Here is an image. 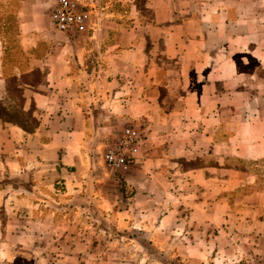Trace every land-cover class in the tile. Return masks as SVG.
Listing matches in <instances>:
<instances>
[{"label": "crops", "instance_id": "crops-1", "mask_svg": "<svg viewBox=\"0 0 264 264\" xmlns=\"http://www.w3.org/2000/svg\"><path fill=\"white\" fill-rule=\"evenodd\" d=\"M51 2L0 0V264L264 257V0H143L67 42Z\"/></svg>", "mask_w": 264, "mask_h": 264}, {"label": "built area", "instance_id": "built-area-1", "mask_svg": "<svg viewBox=\"0 0 264 264\" xmlns=\"http://www.w3.org/2000/svg\"><path fill=\"white\" fill-rule=\"evenodd\" d=\"M48 19L56 32L72 36L86 34L91 24L90 12L76 0H56ZM143 142L144 133L140 126L124 128L106 145L103 155L106 166L115 174L125 176L132 166L139 163ZM254 264H264V259Z\"/></svg>", "mask_w": 264, "mask_h": 264}, {"label": "rangeland", "instance_id": "rangeland-1", "mask_svg": "<svg viewBox=\"0 0 264 264\" xmlns=\"http://www.w3.org/2000/svg\"><path fill=\"white\" fill-rule=\"evenodd\" d=\"M49 1H52V2L47 8L49 9L48 16H49L50 11L54 8L55 3H56V0H49ZM76 1L78 2L79 5L86 7V9L90 12L91 24L89 27V32H94V30H99L100 28L108 29L109 26H113V27L130 26L131 21L128 18L131 12H133L134 10L133 6L136 5V8H143V4H144L143 0H135L134 2L132 0L131 2H128L127 0H76ZM51 31L53 32V38L58 41L61 40V41L67 42L71 39L74 40L80 37V36L60 34L56 32V30H54L52 25H51ZM262 166H264V162L262 163ZM112 173L115 175L114 178L118 179L121 182H123V180L127 176V174L125 176H119L115 174L114 172ZM262 181L264 182V178H262ZM116 244L121 246L123 245V242L116 243ZM259 259H264V257H259ZM256 261L254 263H256ZM82 264H89L88 260L84 262V259H82Z\"/></svg>", "mask_w": 264, "mask_h": 264}, {"label": "trees", "instance_id": "trees-1", "mask_svg": "<svg viewBox=\"0 0 264 264\" xmlns=\"http://www.w3.org/2000/svg\"><path fill=\"white\" fill-rule=\"evenodd\" d=\"M144 237V236H143ZM142 236L141 237H139V238H141V240L143 241V242H146V238L144 237L143 238ZM145 239V240H144ZM149 247V246H148ZM148 250H151L152 251V249L151 248H149Z\"/></svg>", "mask_w": 264, "mask_h": 264}]
</instances>
